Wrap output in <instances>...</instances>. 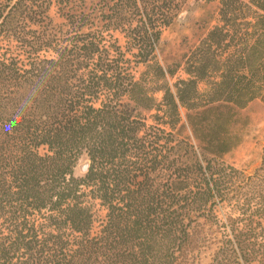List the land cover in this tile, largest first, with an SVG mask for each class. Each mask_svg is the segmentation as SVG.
Returning <instances> with one entry per match:
<instances>
[{
  "label": "trees",
  "instance_id": "16d2710c",
  "mask_svg": "<svg viewBox=\"0 0 264 264\" xmlns=\"http://www.w3.org/2000/svg\"><path fill=\"white\" fill-rule=\"evenodd\" d=\"M186 1L0 0V264H178L202 217L211 264H264V147L252 172L218 158L223 109L264 99V0H206L170 85L156 55Z\"/></svg>",
  "mask_w": 264,
  "mask_h": 264
},
{
  "label": "rangeland",
  "instance_id": "374dc122",
  "mask_svg": "<svg viewBox=\"0 0 264 264\" xmlns=\"http://www.w3.org/2000/svg\"><path fill=\"white\" fill-rule=\"evenodd\" d=\"M216 7L217 3L215 2L187 0L173 23L163 29L156 61L165 69H174V74H167L166 77L170 85L187 77L184 70L183 55L189 53L206 35L208 29L215 24L212 18L216 15ZM203 19L210 21L205 23ZM146 70L147 66L144 64L135 67L137 77H140L141 73ZM150 83L155 86L156 80ZM201 87L203 88L204 85H201ZM162 96V92L156 93L158 100H161ZM223 111L227 119L225 132L233 143V147L229 152L220 155L218 158L238 169L252 172L260 166L262 161L264 99L257 98L244 108L233 107L232 109H223ZM189 112L186 108L182 109L183 126L175 132L201 148L202 142L194 136L187 124ZM149 122H152V119H149ZM168 129L171 130L170 127ZM206 153L208 156H213L207 151ZM87 165H89V160L84 154L75 168V175L83 176L86 173ZM216 211L221 221H225L227 216L233 212L226 202L220 203ZM222 232L223 229L214 220L206 217L198 219L190 230L189 243L180 253L178 264H211L221 245Z\"/></svg>",
  "mask_w": 264,
  "mask_h": 264
},
{
  "label": "water",
  "instance_id": "95a60500",
  "mask_svg": "<svg viewBox=\"0 0 264 264\" xmlns=\"http://www.w3.org/2000/svg\"><path fill=\"white\" fill-rule=\"evenodd\" d=\"M89 166V165H88ZM88 166H87V168H86V171H87V169H88Z\"/></svg>",
  "mask_w": 264,
  "mask_h": 264
},
{
  "label": "bare ground",
  "instance_id": "6f19581e",
  "mask_svg": "<svg viewBox=\"0 0 264 264\" xmlns=\"http://www.w3.org/2000/svg\"><path fill=\"white\" fill-rule=\"evenodd\" d=\"M87 166H88V165H87ZM87 166H86V167H87Z\"/></svg>",
  "mask_w": 264,
  "mask_h": 264
}]
</instances>
